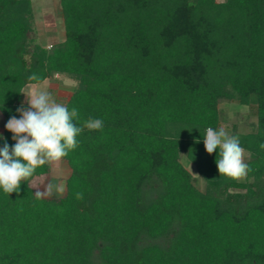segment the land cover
Wrapping results in <instances>:
<instances>
[{
    "label": "trees",
    "instance_id": "1",
    "mask_svg": "<svg viewBox=\"0 0 264 264\" xmlns=\"http://www.w3.org/2000/svg\"><path fill=\"white\" fill-rule=\"evenodd\" d=\"M61 8L66 39L48 49L33 0H0V148L16 143L6 124L29 106L25 88L57 75L77 82L65 104L77 125L104 127L85 128L62 159L63 197L35 195L50 164L19 193L0 189V264H264V0ZM223 102L256 108V130L232 134L249 154L246 180L220 176L219 150L205 149Z\"/></svg>",
    "mask_w": 264,
    "mask_h": 264
},
{
    "label": "clouds",
    "instance_id": "2",
    "mask_svg": "<svg viewBox=\"0 0 264 264\" xmlns=\"http://www.w3.org/2000/svg\"><path fill=\"white\" fill-rule=\"evenodd\" d=\"M29 79L36 81L38 77L33 75ZM23 95L27 97L29 106L18 108L20 118L13 116L6 124L16 143L10 147L5 140L0 148V189L9 196L19 193L21 185L34 176L37 168L59 162L75 150L79 146L77 138L85 128L102 131L104 127L103 120L95 118H89L83 127L78 126V110L72 108L69 111L47 91ZM203 137L209 155L219 150L216 164L220 176L237 181L248 178L252 169L245 162L247 154L240 145L239 137L230 135L224 128L214 130L212 127L206 129ZM260 148L264 149V144ZM53 191L62 194L64 187L62 184H49L47 194L52 195ZM44 194L36 192L35 195L40 198ZM77 199H82V194L78 193Z\"/></svg>",
    "mask_w": 264,
    "mask_h": 264
},
{
    "label": "rangeland",
    "instance_id": "3",
    "mask_svg": "<svg viewBox=\"0 0 264 264\" xmlns=\"http://www.w3.org/2000/svg\"><path fill=\"white\" fill-rule=\"evenodd\" d=\"M223 2L225 0H217ZM33 11L35 21V32L41 45L50 49L52 46L62 43L66 39L64 19L61 8V0H33ZM77 82L64 76L57 75L51 80H47L41 84L29 85L25 88L24 93L29 94L33 91H47L58 103L66 104L74 93ZM27 102V97L25 96ZM221 111L222 124L230 135L233 134V127L237 126L238 132L248 134L254 132L257 128L256 108L242 106L237 103L223 102L219 106ZM3 129V116L0 114V133ZM0 137L1 134H0ZM245 162L249 159L246 152ZM182 163L186 168L199 179V174L195 166L187 159L182 158ZM51 171L49 175L42 176L32 182V187L36 192L45 193L43 196L51 198H61L66 193L67 180L71 175V168L67 161L50 163ZM49 184H62L63 193L53 191L52 195H48L46 190ZM198 185L203 188L205 182L203 179L198 180Z\"/></svg>",
    "mask_w": 264,
    "mask_h": 264
},
{
    "label": "crops",
    "instance_id": "4",
    "mask_svg": "<svg viewBox=\"0 0 264 264\" xmlns=\"http://www.w3.org/2000/svg\"><path fill=\"white\" fill-rule=\"evenodd\" d=\"M3 131H4V129H2V130H1V133H0L2 137H3Z\"/></svg>",
    "mask_w": 264,
    "mask_h": 264
}]
</instances>
